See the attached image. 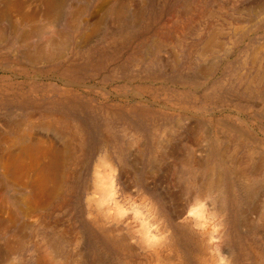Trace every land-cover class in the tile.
I'll return each instance as SVG.
<instances>
[{"label": "rangeland", "instance_id": "374dc122", "mask_svg": "<svg viewBox=\"0 0 264 264\" xmlns=\"http://www.w3.org/2000/svg\"><path fill=\"white\" fill-rule=\"evenodd\" d=\"M56 1L0 0L3 264H264V0ZM43 114L80 134L60 208L15 158ZM95 173L104 214L85 207Z\"/></svg>", "mask_w": 264, "mask_h": 264}, {"label": "bare ground", "instance_id": "6f19581e", "mask_svg": "<svg viewBox=\"0 0 264 264\" xmlns=\"http://www.w3.org/2000/svg\"><path fill=\"white\" fill-rule=\"evenodd\" d=\"M20 5L21 4L19 2H13L11 4L8 3V5L6 6V10H13L15 12H17V11L19 12ZM57 5L58 4H57L56 0H43V6H44V8H43L44 11L43 12H44V14H46V15L51 14L55 10ZM3 12H1V13H3ZM73 13L75 15H77L78 14V10L76 9ZM20 16H21V18H24V19L28 18L29 19L31 14L29 15V14L25 13L23 15L20 14ZM41 55H42V51L38 50L34 54H30V55L28 54L26 56H27V58L29 60L33 61V60H36L37 58H40ZM41 118L45 119L46 121H44V122H42L40 124L29 123L26 126V129H22V124L21 123L17 124V126H16L17 128L15 130V132L17 133L16 134L17 136H16V143L15 144L18 147L17 148L18 156L15 157V158H28L29 161H30V163L27 164L26 166L24 164L22 165L24 167V169H25L24 172H25V176L26 177H25L24 181H25V187L28 188V192L30 194H33V196H34V195H36L38 193L39 190H41L43 187L44 188L47 187V185L49 184V188H50L49 193L54 198V200L55 199L57 200V201H55L56 203H55L54 208H58L60 205H62L63 203H65L67 201V198H68L67 196H69L71 194L70 193L71 192V189H70V174L71 173H70L69 167H70V165H72L74 163L73 161H75L77 159L74 156V146H75L77 140H78V143L80 144V139H79L80 134L77 132L76 128L69 122V120L63 119V118H61L59 116L58 117L57 116H53L52 114H43L41 116ZM38 127L40 128L39 130H40V132L42 134V137L47 138L49 140L48 145H45L44 141L42 142L41 139L37 138V131L36 130H37ZM63 130L65 132L69 133L71 136L67 137ZM249 141H251V140L249 139ZM79 144H76V145L79 146ZM215 147H216V145H215ZM222 152H220V153L222 154ZM262 158H264V157L261 156V160H263ZM219 160H221L222 162L224 161V163H225V158H220ZM17 161L18 160L13 161V163H12L13 164L12 167H13L14 170L17 169V167H19V163H17ZM252 161H253V159H252ZM98 163L99 164H102V163L104 164L105 163V158H101ZM259 164L260 163L258 162L257 165H259ZM97 165L98 164H96V166ZM261 166H263V165H261ZM211 167L209 169L210 170L209 171L210 172V178L208 179L209 181L207 180L208 182L206 183V185H209V186L211 185L210 187H212L214 190L216 189L215 191H218L219 190V186H220V182L223 179H221V173H218L214 168H211ZM225 167L228 168V169L230 168L228 166V164H226ZM207 168H208V166H207ZM245 168H247V167H245ZM96 172H97V168H96ZM236 173H238V171H233V170L230 171V176H231L232 179H237V174ZM30 174H31V176H30ZM99 175H101V173ZM241 175L244 177L243 173H241ZM94 176L96 178V180L94 182H96L97 184L95 185V188H94V190L95 189L96 190L92 191V193L94 195L97 194L98 197H96L95 199L93 197L86 199V206L85 207L87 208V210L93 208V206H92L93 203L95 204L94 206H96L97 208L98 207H99V209L102 208V204H103L104 198L106 196V193L103 190H101L100 187H98V184H100V182H101L100 180H98L99 177L98 178L96 177L97 176L96 173H95ZM239 176H240V174H239ZM222 177H224V176H222ZM241 181H243V180H241ZM246 181L248 182V179ZM258 183H259V181H258ZM244 184H247V183H244ZM206 189L208 190V188H206ZM206 189H205V191H206ZM249 189H251V188H249ZM262 190H263V188H262ZM221 191H222V189H221ZM262 192H264V191H262ZM110 193H111V191H110ZM205 193L206 192H203V194H205ZM219 193L220 192H218V194ZM249 195H251V194H249ZM212 197H214V196H212ZM217 200H219V199H217ZM219 203L221 204V202H219ZM106 209L102 208V209H100V210H102L100 212L104 214L106 212ZM213 211H214L213 208H211V212H213ZM100 212L98 211V213H100ZM86 214H87V212H86ZM96 215H97V213H96ZM89 217H91V216H89ZM106 220H107V218H106ZM103 221H104V219H103ZM101 225H103V224H101ZM101 225H99V226H101ZM187 225H188V223L185 222L182 227L185 228V226H187ZM200 231H201L200 235L202 237L206 236L208 238V232H207V230L205 228H200ZM184 233H186V232H184ZM190 234H189L188 238H193ZM262 240H263V238H262ZM105 242H107V241H105ZM10 244H12V243H10ZM17 244H19V243H17ZM15 252H16V247H11L9 245L7 247H5V250L0 252V264H3ZM181 253H182V250H181ZM41 256H43V255H41ZM176 257L177 256H175V258ZM45 258H46V256L45 257H40L37 261H35V264H47L46 263L47 259H45ZM49 258L51 259L52 257H49ZM221 260L223 261V264H226V261L224 259H221Z\"/></svg>", "mask_w": 264, "mask_h": 264}]
</instances>
